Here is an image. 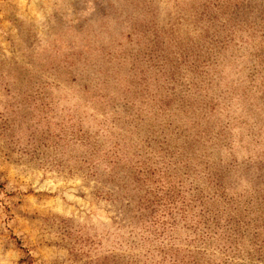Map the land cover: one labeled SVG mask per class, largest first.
Segmentation results:
<instances>
[{
  "label": "rangeland",
  "instance_id": "374dc122",
  "mask_svg": "<svg viewBox=\"0 0 264 264\" xmlns=\"http://www.w3.org/2000/svg\"><path fill=\"white\" fill-rule=\"evenodd\" d=\"M0 264H264V0H0Z\"/></svg>",
  "mask_w": 264,
  "mask_h": 264
}]
</instances>
